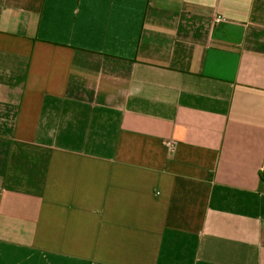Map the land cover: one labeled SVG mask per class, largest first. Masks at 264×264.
I'll list each match as a JSON object with an SVG mask.
<instances>
[{
  "label": "crops",
  "instance_id": "1",
  "mask_svg": "<svg viewBox=\"0 0 264 264\" xmlns=\"http://www.w3.org/2000/svg\"><path fill=\"white\" fill-rule=\"evenodd\" d=\"M0 264H264V0H0Z\"/></svg>",
  "mask_w": 264,
  "mask_h": 264
},
{
  "label": "built area",
  "instance_id": "2",
  "mask_svg": "<svg viewBox=\"0 0 264 264\" xmlns=\"http://www.w3.org/2000/svg\"><path fill=\"white\" fill-rule=\"evenodd\" d=\"M164 144H166L169 148H173L175 146L173 141L165 140Z\"/></svg>",
  "mask_w": 264,
  "mask_h": 264
}]
</instances>
